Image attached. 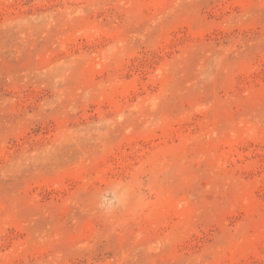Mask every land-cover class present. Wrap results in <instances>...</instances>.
<instances>
[{"label":"rangeland","instance_id":"1","mask_svg":"<svg viewBox=\"0 0 264 264\" xmlns=\"http://www.w3.org/2000/svg\"><path fill=\"white\" fill-rule=\"evenodd\" d=\"M0 264H264V0H0Z\"/></svg>","mask_w":264,"mask_h":264}]
</instances>
